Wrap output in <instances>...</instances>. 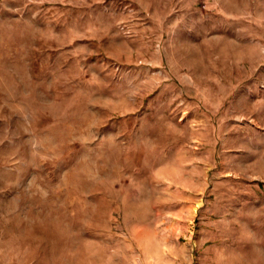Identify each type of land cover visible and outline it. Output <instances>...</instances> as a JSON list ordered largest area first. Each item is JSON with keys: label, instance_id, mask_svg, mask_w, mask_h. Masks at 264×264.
I'll list each match as a JSON object with an SVG mask.
<instances>
[{"label": "rangeland", "instance_id": "374dc122", "mask_svg": "<svg viewBox=\"0 0 264 264\" xmlns=\"http://www.w3.org/2000/svg\"><path fill=\"white\" fill-rule=\"evenodd\" d=\"M0 264H264V0H0Z\"/></svg>", "mask_w": 264, "mask_h": 264}]
</instances>
